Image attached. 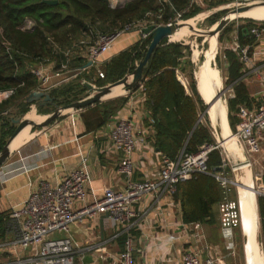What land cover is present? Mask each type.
Instances as JSON below:
<instances>
[{"label": "trees", "instance_id": "1", "mask_svg": "<svg viewBox=\"0 0 264 264\" xmlns=\"http://www.w3.org/2000/svg\"><path fill=\"white\" fill-rule=\"evenodd\" d=\"M204 1L211 8L234 0ZM176 10L183 11L184 19H189L197 15L202 7L192 4L191 0H129L119 7H113L110 0H59L55 5L42 0H0V91H11L9 96L0 101V151L15 131L13 118L29 110L31 104L26 101L27 96L41 88L42 82L32 73V68L53 63L54 69H60L67 64V69L77 72L73 81L48 89L55 104L67 105L84 97V80L102 86L131 74L146 54L151 36L138 40L130 48L102 62L99 67L93 64L81 71L78 69L86 66L89 58L73 54L75 47H87L98 32L115 31L148 16V13L153 14L149 16L150 19L161 13L160 21L167 22ZM227 11L225 9L223 13ZM216 18L211 24L216 23L220 17ZM241 19L247 23L238 28V42L240 47L250 45L249 52L252 54L259 41L252 33H247L248 29L254 25L264 28V20ZM28 22L32 23L31 26L27 25ZM230 25L220 32V39L230 31ZM82 40L85 43H81ZM167 41V38L162 40L145 66L144 97L145 106L154 119V147L161 154L177 159L182 152L192 153L204 144H215L216 139L207 123L200 121L195 127L200 110H204L206 105L198 92L190 46L180 41ZM239 51L232 47L223 51L227 64L226 82L233 88L227 108L229 122L234 130L241 120L237 115L240 106L253 108L263 101L257 93L261 90V83L246 75L245 63ZM187 65L192 66V71L186 75L193 77L189 83L192 93L187 91L179 79L178 71H185ZM98 69H101L104 77L100 76ZM252 83L259 86L254 92ZM122 92L120 90L112 96ZM128 101L129 96L122 95L84 108L81 115L86 132L101 129ZM222 160L221 150H212L209 153L208 169L219 172L221 169L217 168L222 165ZM261 181L263 192L258 195V208L260 239L264 250V172ZM175 198L181 202L185 222L213 224L216 222L214 206L224 199V191L215 176L201 173L192 180L180 183ZM125 238L126 234L120 237L123 247Z\"/></svg>", "mask_w": 264, "mask_h": 264}, {"label": "crops", "instance_id": "2", "mask_svg": "<svg viewBox=\"0 0 264 264\" xmlns=\"http://www.w3.org/2000/svg\"><path fill=\"white\" fill-rule=\"evenodd\" d=\"M127 1L129 0H110V3L113 7H119ZM161 1L168 2V0ZM176 12L177 10L170 17H174ZM159 15L162 18V14ZM141 39L138 32L127 33L121 40L116 41L108 52L102 54L95 65L99 67L102 62L130 48ZM263 51L264 38L253 50L254 61L259 66L264 65ZM72 53L88 57L86 45L75 47ZM52 64L49 65L50 77L40 89L48 90L50 87L61 86L76 79L77 72L66 71L63 68L54 69ZM193 66V72L196 74L195 62ZM225 68L227 69V66ZM178 72L181 79L180 75L186 76L190 69L187 67L185 71L181 69ZM182 83L185 85L184 82ZM124 91L123 87L121 96L126 93ZM136 93L129 97L124 108L114 113L109 122L97 131L86 132V125L81 115L83 109H69L46 126L28 127L18 137H22L21 143L14 147L15 141L11 145L10 155L0 167V242L4 244V247L0 248V264H30L29 250L16 251L8 244L15 238L13 227L2 233L1 230L9 220L13 208H17L26 199L40 178L55 184L70 169L79 166L83 158H87L92 171L91 186L87 189L88 200L93 198L94 193L101 195L107 186L114 189H122L126 186L125 176L118 171L122 154L118 150H113L111 146V129L118 119H131L136 124L137 132L147 136V144L141 145L134 155L138 166L134 179L142 180L156 174L161 165V152L153 144V125L146 114L149 110L145 106V97L138 94L139 92ZM86 95L87 91L83 96ZM53 110L54 106L51 104L30 105L28 112L25 113L27 115L24 116L38 122ZM233 191L232 198H234ZM135 207L141 214L134 228L136 264H182L186 249L196 248L202 251L203 256H207L209 252L205 248L206 245H210L212 253L221 257L219 264H243L238 257H232L228 246H225L224 233L219 224V204L214 206L216 222L200 223L198 228H194L192 222L184 221L181 202L175 198V195L151 192L146 194ZM239 228H241L240 232ZM242 228H244L243 224L233 230L237 242ZM125 232V225L114 224L107 214H99L82 223L72 224L69 235L74 241L75 264H115L123 250L120 237L126 234ZM196 232L202 233L203 237H200L201 239L196 237ZM241 235L243 239V233ZM258 235L260 238V227H258ZM244 261L247 264L246 253Z\"/></svg>", "mask_w": 264, "mask_h": 264}, {"label": "built area", "instance_id": "3", "mask_svg": "<svg viewBox=\"0 0 264 264\" xmlns=\"http://www.w3.org/2000/svg\"><path fill=\"white\" fill-rule=\"evenodd\" d=\"M202 2L203 0H191L192 4H201ZM183 14V11H177L174 17H170L167 22H162L160 21L161 15H155L154 18L150 19L149 16L153 14L148 13V16L126 24L115 31L98 32L93 42H89L87 45L91 65L95 64L102 54L108 52L122 35L135 31L142 39H147L150 34L143 31L145 26L149 24L173 25L185 20ZM247 33H252L258 41L264 38V28L260 25L252 26ZM175 41L171 39V35L168 37V42ZM236 41L235 48H232L235 50L240 49L241 59L244 61L245 67L247 66L246 75L250 74L251 78H255L261 83L259 94L262 96L263 101L253 108L245 105L240 106L237 115L241 120L234 132L237 141L241 144L245 143L249 146V151L254 152L260 150L264 140V65L259 66L254 61L253 53L250 54L249 52L250 45L240 47L238 34ZM81 43H85V40H82ZM49 65L41 64L31 69L32 73L39 77L42 82L41 87L50 77ZM91 65H86L78 71ZM62 68L69 71L67 64H64ZM98 71L100 76L104 77L101 69H98ZM143 80L136 89L124 91L126 92L124 95L130 97L139 92L138 94L144 97L145 86ZM10 94L11 91H0V101ZM148 112L146 114L153 125L154 119ZM147 142V136L137 132L136 124L131 119H118L111 129V146L113 150H118L122 154L118 171L125 176L126 186L122 189L107 186L103 189L101 195H95L94 193L93 198L88 200L87 189L91 186L92 171L87 158H83L79 166L70 169L55 184L40 178L36 187L29 192L26 199L17 208H13L9 220L2 227L5 231L10 230L11 227L15 230V238L8 244L16 251L29 250L31 253L28 257L30 264H75L74 241L69 235L71 225L82 223L99 214H107L114 224H123L126 227L124 247L115 264H136L134 261L135 246L132 230L136 227L141 215L136 210V204L151 192L175 195L180 183L192 180L201 173H211L224 191V199L219 203L220 224L224 238L227 240L229 254L234 255L233 230L242 226L240 198L234 199L231 197L232 190L237 186V182L234 176L228 173L223 157L219 172H211L208 169L209 153L214 149H219L222 145L221 142L204 144L196 152H182L177 159H171L159 152L162 158L156 174L150 178L136 180L134 174L138 166L134 155L138 148L141 145H146ZM233 169L232 166V171ZM262 174L257 178H261ZM261 185L263 187V184ZM191 224L194 228L201 225L199 222ZM196 237L201 239L200 237H203V235L196 232ZM3 247L4 244L0 242V248ZM205 248L209 252L207 256H203L202 251L196 248L186 249L182 264H219L221 257L212 253L210 245H206Z\"/></svg>", "mask_w": 264, "mask_h": 264}, {"label": "rangeland", "instance_id": "4", "mask_svg": "<svg viewBox=\"0 0 264 264\" xmlns=\"http://www.w3.org/2000/svg\"><path fill=\"white\" fill-rule=\"evenodd\" d=\"M235 3H236V0H234L230 3H226V4H222V5H218V6L210 8L206 4V2L203 0V2L200 4V6L202 7V10L197 15L192 17V18H196V17H198V15H200L201 16L200 20L189 24L188 27L190 28V30L186 31V29H184V30L182 29V31H180V32H177L175 34H171L172 39H174V40L177 39L176 41L179 40V41H182L186 44H189L190 50H191V55H190L191 61L195 62V64H196V73H197L198 79H199V77H201L200 76V73H201L200 69L203 67L202 71L204 70V65L207 62L208 56L209 55L212 56V58H211L212 64H210V76H209V74H207L206 78L208 79L210 77V88H211L212 92H214V90L216 89L218 84H220V86H221L220 89L224 88L226 90L225 94L222 95V97L217 98V100L220 102L219 105L225 110L226 118L229 114L228 108H227L228 107V99L233 94V88H232V85H230L226 82V78H225L226 68L225 67L227 66V64H226L225 59L223 57V51L225 48H228V47L229 48H231V47L235 48L236 42H237L236 41L237 40V34L239 32L238 28L241 25H244L247 23L246 20L241 19V18H252V17L248 16V15H244L242 17L241 16L236 17L232 21H230L229 24H231L230 25L231 29L229 32L226 33L224 38L220 39V36H219L220 34H219L217 36V38L214 39V42H215L214 44L216 46L215 52H213V49L211 48L212 45H211V42L208 39V37L206 38V36L201 35L202 32L200 30L211 29V27L214 24H216L220 20V18L224 15V13H223V10H225L224 7H226L228 5L233 7ZM226 10H228V9H226ZM216 16L220 17L219 20L216 23L211 24V21L213 19H217ZM253 19H255V18H253ZM255 20H264V19H255ZM31 24H32L31 22L27 23V25H30V26H31ZM183 31H186L187 36H185V37L180 36L181 33H184ZM124 36H126V34L122 35L120 38H118V40H121ZM217 56L219 58H217ZM186 67H188V65ZM193 68H194V66H193ZM245 68L247 70V66ZM189 69L191 72L192 66H190ZM50 70H49V73H50ZM195 76H196V74L194 72V77ZM180 78L185 83L187 91L189 93H192V91L189 87V83L191 82L193 77H190V74H189V77L180 75ZM198 86H200V85L198 84L197 87ZM251 88L253 89L252 91L254 92L259 88V86L257 87V86H255L254 83H252ZM108 97H110V96H108ZM26 115L27 114H25V116ZM200 115L202 116L201 121L207 123L210 126V128L212 129V132H213L215 139H216V143L221 142V144H222L223 143V139H222L223 137L221 136V138H219L218 130L216 128L215 113L212 110L210 104L208 107V111L206 113H204V110H200ZM42 119L43 118H41V120ZM227 122H229V118L227 119ZM229 125H230V122H229ZM229 128L233 133L235 132V130L231 127V125ZM232 144H233V146H236V147L238 145V148H239L238 152L241 155H243V158H241L242 160H244L246 158H248L250 160V163H251L252 169H253V174H254L255 190L257 193L263 192V187L261 185L262 184L261 178L258 179L257 177H259V175H261L264 171V144L263 145L261 144L260 150L254 151V152L249 151V146H247L245 143L241 144V142L233 141ZM219 149L221 150L222 157L224 158V161L227 165L228 173L230 175H233L232 162H234L236 159H233L232 156L230 157L229 151L227 150L228 147L226 149V145L224 143L221 145V147ZM238 158H240V157H238ZM233 192H234L233 197L238 199L239 193L237 191V186L234 188ZM240 229L241 228L238 229L239 232H240ZM241 233H243V229H242ZM241 233H239L238 242L236 241L235 235L233 237L234 243H235V254L232 255V257H238L239 261L242 260L243 264H246L244 261L245 248H244V242H243ZM257 238L259 240L260 245L258 246V250H255V252H257L258 257H259V255H262V257H264L263 250H262L263 248L261 245V240L259 238V235ZM224 241H225V246L227 247V240L225 238H224ZM227 256H229V255L227 254Z\"/></svg>", "mask_w": 264, "mask_h": 264}, {"label": "water", "instance_id": "5", "mask_svg": "<svg viewBox=\"0 0 264 264\" xmlns=\"http://www.w3.org/2000/svg\"><path fill=\"white\" fill-rule=\"evenodd\" d=\"M264 2V0H262ZM42 2L55 5L59 2V0H42ZM252 2H255L253 0H237L234 6H226L224 9H228L226 13L220 18V20L217 22L218 27L214 31L215 34L218 36L220 32L229 24L230 21H232L234 18H230L231 14L237 13L241 14L244 11L249 10L252 8L251 4ZM240 17V16H239ZM242 17V16H241ZM236 18V17H235ZM178 25V23H175L173 25H156V24H149L143 28V31L145 33H149L151 36L150 44L147 48L146 54L144 57L139 61L137 64V67L134 69V71L131 74H127L122 79L111 83L107 85L98 86L90 81H84V86L86 87L87 95L83 98L76 100L74 102H71L67 105H57L54 103L53 98L50 95L49 90H42L37 89L32 91L26 98V101L35 106H46L48 104H52L54 106V110L51 111L47 116H45L42 120H39L38 122L30 120L26 118L24 115L18 116L13 118V123L16 124V128L14 133L10 136L8 139L6 145L4 148L0 151V167L2 164L8 159L10 155V144L13 141V139L27 126H46L52 121H54L56 118L62 115L64 111L73 109H84L87 106L93 105L97 102H100L102 100L108 99V98H114L117 96H121V94H117L115 96L108 97L115 86L122 85L124 87L125 91H130L133 89H136L139 86V83L143 80V71L145 69L146 64L148 63L149 59L151 58L154 50L157 46H159L164 38H168L174 31V28ZM206 32H210L211 30H205ZM179 41V40H178ZM92 62L89 61L88 65H91ZM196 67V64H195ZM196 81L198 85V76L196 73ZM225 89L221 88L217 90V96L220 98L222 95L225 94ZM198 92L201 94L199 87ZM203 98V97H202ZM205 102V109L204 113L208 111L209 104L204 100ZM202 115V114H201ZM199 116V119L195 125L202 120V116ZM218 129V135L219 138H221V129ZM233 169V175L237 182V191L240 194L242 191H245L246 185L251 182L252 189H254L255 192V199H254V208L255 212L258 217V223L260 224V215H259V208H258V195L261 193H257L255 190V182H254V174L252 165L250 163V160L248 158L242 160L241 158L236 159L234 162H232ZM221 167H218L217 170H219ZM258 224V227H260ZM243 229V242H244V248L246 253V261L248 264V255H247V245H248V234ZM264 254V252H263Z\"/></svg>", "mask_w": 264, "mask_h": 264}, {"label": "bare ground", "instance_id": "6", "mask_svg": "<svg viewBox=\"0 0 264 264\" xmlns=\"http://www.w3.org/2000/svg\"><path fill=\"white\" fill-rule=\"evenodd\" d=\"M253 1H255V2L251 3V4H253L252 8H250L247 11L242 12L241 14H238V12L231 14L230 18L248 15V16H251L252 18H255V19H264V2H260L257 0H253ZM200 18H201V16L198 15V17H196V18H191V19L179 22L178 25L174 28V31L172 34L180 32V31H182V29L183 30L186 29V31L190 30L188 25L193 23V22L200 20ZM217 27H218V23L214 24L211 27V29H209V30H211L210 32H206L205 30L199 29L202 32L201 35L206 36V38L208 37V39L210 40L211 45H212L211 48L213 49V52H215V50H216V46L214 44L215 43L214 39L217 38V35L215 34L214 31L216 30ZM186 31H183L184 33H181L180 36H182V37L187 36ZM172 40H174V39H172ZM211 58H212V56L209 55L208 56L209 60L207 59V62L204 65V70L202 71L203 67L200 69L201 70V73H200L201 77H199V79H198V84L200 85L198 87H199V90L201 92L203 99H205L207 101V103L210 104L212 110L215 113L216 128H220L222 131L221 135L223 137L222 138L223 143L226 145V149L228 147L227 150L229 151L230 157L232 156L233 159H237L238 157L243 158V155H241L238 152V150H239L238 145L236 147V146H233V144H232L233 141L238 142L237 138L234 136V133L230 130L229 122H227L228 116L226 118L225 110L219 105L220 102L217 100L218 96L216 93H217V90H219L221 86H220V84H218V86L216 87L214 92H212V90L210 88V77L208 79L206 78L207 74H209V76H210ZM120 90H123L122 85L115 86L112 90V93L109 96L119 92ZM28 127L30 128V126H27L13 139V141L10 144V147L15 141L16 142L14 143L15 144L14 147L17 144L21 143L22 137H20V138H18V137L24 131H26V129ZM254 199H255V192H254V189H252L251 182H249L246 185L245 191H242L240 194L242 224L244 226L245 231L248 234V245H247V251H246L247 255H248V264H264V257H262V255H259V257H258L257 252H255V250H258V246L260 244H259V240L257 238L258 237L257 236V234H258V217H257V214L255 212V208H254Z\"/></svg>", "mask_w": 264, "mask_h": 264}]
</instances>
